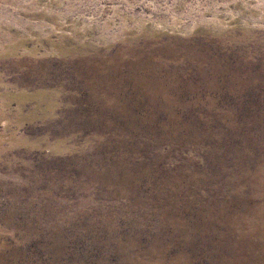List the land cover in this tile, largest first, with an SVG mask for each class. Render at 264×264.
Returning a JSON list of instances; mask_svg holds the SVG:
<instances>
[{"label":"rangeland","instance_id":"obj_1","mask_svg":"<svg viewBox=\"0 0 264 264\" xmlns=\"http://www.w3.org/2000/svg\"><path fill=\"white\" fill-rule=\"evenodd\" d=\"M0 264H264V0H0Z\"/></svg>","mask_w":264,"mask_h":264}]
</instances>
